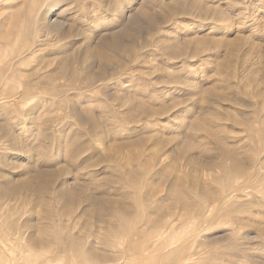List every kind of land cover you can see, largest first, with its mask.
I'll list each match as a JSON object with an SVG mask.
<instances>
[{"label": "rangeland", "instance_id": "1", "mask_svg": "<svg viewBox=\"0 0 264 264\" xmlns=\"http://www.w3.org/2000/svg\"><path fill=\"white\" fill-rule=\"evenodd\" d=\"M0 264H264V0H0Z\"/></svg>", "mask_w": 264, "mask_h": 264}, {"label": "bare ground", "instance_id": "2", "mask_svg": "<svg viewBox=\"0 0 264 264\" xmlns=\"http://www.w3.org/2000/svg\"><path fill=\"white\" fill-rule=\"evenodd\" d=\"M50 22H51V21H50ZM50 22H49V23H50Z\"/></svg>", "mask_w": 264, "mask_h": 264}]
</instances>
